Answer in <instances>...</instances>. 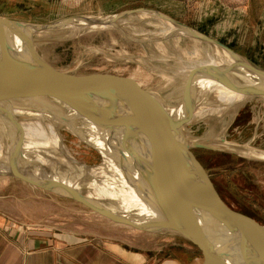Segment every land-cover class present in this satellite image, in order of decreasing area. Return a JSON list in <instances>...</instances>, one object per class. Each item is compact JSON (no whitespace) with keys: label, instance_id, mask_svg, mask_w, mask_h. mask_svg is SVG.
Instances as JSON below:
<instances>
[{"label":"water","instance_id":"obj_1","mask_svg":"<svg viewBox=\"0 0 264 264\" xmlns=\"http://www.w3.org/2000/svg\"><path fill=\"white\" fill-rule=\"evenodd\" d=\"M138 13H150L174 26L173 31L162 37L190 36L228 52L235 62L191 72L179 104L168 107L150 89L132 87L119 93L96 89L54 68L35 49L32 38L35 33L71 27H118L124 16ZM212 83L247 97H264V70L249 64L227 46L156 10L72 15L46 24L21 23L0 16V121L8 137L6 157L0 161V176L14 177L71 199L111 222L147 233L179 237L199 250L203 264H264V226L221 199L191 149L233 151L215 144H226L224 139H187L183 132L198 107V91L208 90ZM15 108L44 115L57 129V124L67 128L94 149L100 156V164L122 178L146 210L112 211L102 202L86 197L81 189L97 187L95 175L85 173L87 176L69 181L63 176L38 174L22 147L19 125L11 112ZM101 152L107 154L109 164ZM252 157L264 159V155ZM81 167L87 172L88 166ZM84 180L90 185L82 183Z\"/></svg>","mask_w":264,"mask_h":264},{"label":"rangeland","instance_id":"obj_2","mask_svg":"<svg viewBox=\"0 0 264 264\" xmlns=\"http://www.w3.org/2000/svg\"><path fill=\"white\" fill-rule=\"evenodd\" d=\"M135 9L156 10L227 46L249 64L264 70V0H0L1 17L27 24H46L72 15L105 16ZM165 26L156 17L134 14L124 16L118 21V27L60 28L35 33L32 38L35 49L47 63L85 84L108 93L124 92L132 87L150 89L157 92L168 107H175L180 102L188 70L206 60L207 53L211 55L214 50L190 36L162 37L169 29ZM197 98V108L202 109L203 114L192 118L184 127V135L187 139H224L226 144H215L233 153L191 150L203 161L226 204L264 226V159L247 156L233 147L248 145L264 151V97H246L238 105L225 108L215 91L200 90ZM57 125L64 151L77 164L70 168L61 151L45 144H38L39 151L51 156L69 181L86 173L98 178V186L114 188L115 177L107 166L100 164L99 154L67 128ZM2 137L5 151L8 137L7 134ZM81 165L88 166L87 172L82 167L79 169ZM94 165L98 169L89 170ZM7 177L0 176L1 193L12 191L33 198L35 190L16 180L7 182ZM82 183L90 185L87 180ZM92 190L81 189L82 192ZM53 195L60 198V206L46 202V217L39 222L40 226L50 227L52 232L68 229L91 236L104 232L110 225L81 204ZM124 231L126 236L132 234L141 239L142 244L147 240L164 239L129 226ZM165 237L173 242L182 241L173 235Z\"/></svg>","mask_w":264,"mask_h":264},{"label":"crops","instance_id":"obj_3","mask_svg":"<svg viewBox=\"0 0 264 264\" xmlns=\"http://www.w3.org/2000/svg\"><path fill=\"white\" fill-rule=\"evenodd\" d=\"M6 180L35 191L31 199L0 192V264H203L199 250L183 239L173 242L166 239L168 234L147 233L164 239L142 244L138 237L125 235L128 226L107 219L105 231L91 236L68 229L52 232L39 222L46 217L44 204L59 207L60 198L17 178Z\"/></svg>","mask_w":264,"mask_h":264},{"label":"bare ground","instance_id":"obj_4","mask_svg":"<svg viewBox=\"0 0 264 264\" xmlns=\"http://www.w3.org/2000/svg\"><path fill=\"white\" fill-rule=\"evenodd\" d=\"M137 15L155 17L154 15L152 16V14L150 13H138ZM120 21L121 20H119V22ZM161 21H163V23L166 24L165 26L166 28L169 27V29L166 30V34L174 30L173 25H171L170 23L164 20ZM97 27H103V26H97ZM213 50H214L213 54L209 55L207 53L206 60L199 62L197 65L192 66L190 69L187 68L189 69L187 75L189 76L191 72H195L203 67L209 66L207 64H210L211 62H214V65L221 63L235 62L233 57L228 52L223 51L218 47H213ZM201 86H203L204 89H207V87L204 84ZM208 89L210 91H215V93L217 94V99L222 103L221 105L224 106V108L225 106L234 107L239 103L243 102L247 97L242 94L236 93L233 90H230L229 88L225 86H221L217 83L209 84ZM11 112L16 118V121L19 125L22 147L24 148L28 157L30 158L33 165L32 167L38 174L51 175L53 178L56 177V175L59 177L62 176V171L57 169V167L55 166L56 162L51 158V156H48L45 152H40L38 149V144H45L47 146H50L52 150L61 151L65 156L63 160L67 161L68 163L67 166L71 164V166L69 167L70 168L73 167L74 162H72V160L68 157V155L64 151V147L60 142L59 131L53 122L49 121V119L46 118L44 115L33 111H27V110H21L15 108L12 109ZM202 114H203V110L197 108L194 112L193 117L201 116ZM4 135H5V129L2 125V122L0 121V136L2 137ZM233 147H236L239 150V152L247 156L264 155V151H259L258 149L252 148L251 146L248 145H234ZM5 155L6 154L5 151L3 150L2 141L0 138V158L4 157ZM103 156H104L103 157L104 161L107 160L109 164L110 159L107 157V154L103 153ZM80 168L81 166H79V169ZM94 168L98 169V166L97 165L90 166L89 170H92ZM99 168L101 169L102 167ZM112 176L115 177L114 181L112 182V186L114 188L108 189L106 188L107 185H105L104 187L97 186L92 191H86L82 193L86 197H89L90 199L96 200L100 203L102 202V204H104L107 209H110L112 211L128 210L131 208H135L137 211L140 212L145 211L146 207L142 203L140 198L136 195L135 191L131 187H129V185L122 178L120 177L117 178L114 174H112Z\"/></svg>","mask_w":264,"mask_h":264},{"label":"trees","instance_id":"obj_5","mask_svg":"<svg viewBox=\"0 0 264 264\" xmlns=\"http://www.w3.org/2000/svg\"><path fill=\"white\" fill-rule=\"evenodd\" d=\"M210 179H211V178H210ZM211 181H212V184H213L215 190L217 191L218 195H219V196L221 197V199L224 201V199L222 198V196H221V194H220V192H219L217 186L215 185V182H214L213 180H211ZM224 202H225V201H224ZM225 203H226V202H225ZM237 211H238V210H237ZM238 212H241V211H238ZM241 213L246 214V213H244V212H241ZM246 215H248V214H246Z\"/></svg>","mask_w":264,"mask_h":264},{"label":"flooded vegetation","instance_id":"obj_6","mask_svg":"<svg viewBox=\"0 0 264 264\" xmlns=\"http://www.w3.org/2000/svg\"><path fill=\"white\" fill-rule=\"evenodd\" d=\"M191 151H192V153L194 154V156L197 158V160L201 163V165L204 167V169L206 170V167H205L203 161L198 157V155H196V154L194 153L193 150H191ZM210 178H211V177H210Z\"/></svg>","mask_w":264,"mask_h":264}]
</instances>
